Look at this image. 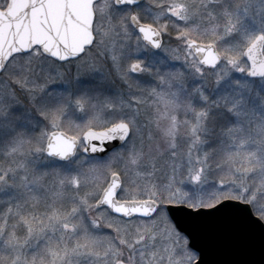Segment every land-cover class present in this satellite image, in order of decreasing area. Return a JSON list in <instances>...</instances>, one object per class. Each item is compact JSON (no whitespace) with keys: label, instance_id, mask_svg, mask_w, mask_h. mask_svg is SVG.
I'll use <instances>...</instances> for the list:
<instances>
[{"label":"snow or ice","instance_id":"snow-or-ice-1","mask_svg":"<svg viewBox=\"0 0 264 264\" xmlns=\"http://www.w3.org/2000/svg\"><path fill=\"white\" fill-rule=\"evenodd\" d=\"M0 264H264V0H0Z\"/></svg>","mask_w":264,"mask_h":264}]
</instances>
